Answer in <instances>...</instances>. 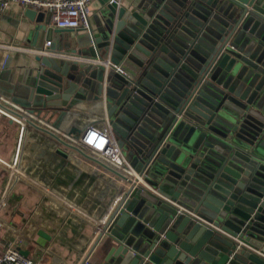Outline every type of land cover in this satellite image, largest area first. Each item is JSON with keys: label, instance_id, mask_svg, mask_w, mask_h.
Here are the masks:
<instances>
[{"label": "water", "instance_id": "obj_1", "mask_svg": "<svg viewBox=\"0 0 264 264\" xmlns=\"http://www.w3.org/2000/svg\"><path fill=\"white\" fill-rule=\"evenodd\" d=\"M102 2L97 38L90 28L87 44L115 51V67H137L132 79L144 103L126 130L144 131L132 149L144 183L126 190L100 228L95 243L102 240L106 262L264 264V0ZM23 16L34 24L32 48L40 31L46 41L71 31L31 9ZM34 61L40 66L26 81L32 105L62 109L71 85L80 86L76 71L63 59Z\"/></svg>", "mask_w": 264, "mask_h": 264}, {"label": "crops", "instance_id": "obj_2", "mask_svg": "<svg viewBox=\"0 0 264 264\" xmlns=\"http://www.w3.org/2000/svg\"><path fill=\"white\" fill-rule=\"evenodd\" d=\"M118 1L126 5L129 0ZM103 9L102 0L90 4L89 24L94 38H97L95 29ZM25 10L11 4L0 11V95L72 136H77L75 134L89 125L101 128L110 124L105 122L107 96L90 100L73 94L63 103L62 109L46 110L32 105L26 81L40 65L34 61L35 52L22 50L32 49L34 35V24L23 16ZM37 18L49 21L50 15L38 11ZM49 26L53 27L51 21ZM88 38L89 32L79 28L53 33L48 42L55 51L110 64V52L101 47H90ZM34 42L35 50L43 48L47 42L45 33L40 31ZM66 61L99 69L94 63L82 60ZM121 68L125 70V80L136 86L132 78L137 67L126 62ZM99 84L102 90L116 91L108 77ZM5 109L18 121L0 119V251L8 247L24 251L38 264H76L89 248L91 264H110L106 262L102 240L95 242L114 206L118 190L130 188L121 178L125 175L123 171L86 163L79 159L77 153L80 152L74 148L64 146L28 125L29 120L39 125L32 118L25 116L22 125V113ZM261 252L264 254V242Z\"/></svg>", "mask_w": 264, "mask_h": 264}, {"label": "built area", "instance_id": "obj_3", "mask_svg": "<svg viewBox=\"0 0 264 264\" xmlns=\"http://www.w3.org/2000/svg\"><path fill=\"white\" fill-rule=\"evenodd\" d=\"M96 1L98 0H4L2 3H0V11L5 10L11 4L18 5L23 9H31L37 12L45 11L49 13L52 26L56 29L76 30L82 28L83 30L88 32L90 29V4ZM112 3L119 4V1L109 0V4ZM50 45V42L47 41L45 42L44 47L41 49L35 50L34 48H32L22 50H31L36 53V56L57 58L63 60L87 61L94 64L103 65L106 69H108L110 66L108 62H103L100 60H84L83 58L72 55L52 53L48 51ZM115 70L119 74L125 76L121 67H115ZM5 107L10 108L20 114L22 113V125L25 124V116L32 118L34 121H36V123L43 126L49 132L56 135V137L58 136L66 143V145H62L68 146L69 148H74L75 150L80 152V154L77 153L79 159L84 160L86 163H98L103 164L113 170H122L126 177L131 181V184H128L124 181L129 185L128 188L132 184H134V186H138L144 183L143 176H139L138 174H136L132 167L126 162V160L120 156V151L117 146L116 139L109 124L103 125L101 128L95 125H89L80 133L79 136H72V134L63 133L59 129L54 128L53 126L41 121L40 119L34 116H30L26 111L22 110L20 107L0 95V119L8 118L14 121L17 120L5 109ZM125 192V189L118 190L114 198V206L117 204L120 198H122ZM88 252L89 248H87V250L83 252L82 256L79 258L76 264H91L89 261ZM0 264L38 263L30 259L27 256L26 252L8 247L3 252L0 251Z\"/></svg>", "mask_w": 264, "mask_h": 264}, {"label": "rangeland", "instance_id": "obj_4", "mask_svg": "<svg viewBox=\"0 0 264 264\" xmlns=\"http://www.w3.org/2000/svg\"><path fill=\"white\" fill-rule=\"evenodd\" d=\"M68 49V48H67ZM119 56L116 52H112V60L107 70L101 68L100 72L98 69H93L90 66H81V69H77V65L67 63L66 69L76 71V80L80 82V86L76 84L71 85V92L81 98H87L93 100L94 97H105L107 96V103L105 104L106 119L113 127V134L116 139L117 146L120 151V156L126 160V162L135 170V162L133 160L132 149L139 144L142 139L141 134L144 133L141 126H137L141 131L140 134L137 132L133 136H129L126 130H129L137 121L136 109H141L144 104L142 101V89L139 90L137 86H133L128 82H125L123 75L119 74L115 70V63L118 61ZM150 66L158 71L156 65L151 62ZM104 77H108V82L116 88V91L102 90V86L99 82L104 81ZM143 87V86H142ZM133 96L131 99L130 97ZM113 98V99H112ZM114 100L116 104L113 105ZM102 126V125H101ZM84 130V129H83ZM82 130V131H83ZM82 131H79L77 136Z\"/></svg>", "mask_w": 264, "mask_h": 264}]
</instances>
